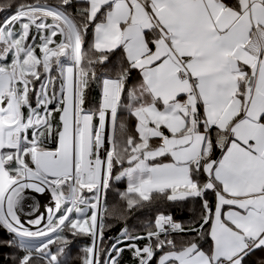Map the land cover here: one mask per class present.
Segmentation results:
<instances>
[{
    "label": "snow or ice",
    "instance_id": "obj_1",
    "mask_svg": "<svg viewBox=\"0 0 264 264\" xmlns=\"http://www.w3.org/2000/svg\"><path fill=\"white\" fill-rule=\"evenodd\" d=\"M0 264H264V0L0 2Z\"/></svg>",
    "mask_w": 264,
    "mask_h": 264
},
{
    "label": "trees",
    "instance_id": "obj_2",
    "mask_svg": "<svg viewBox=\"0 0 264 264\" xmlns=\"http://www.w3.org/2000/svg\"><path fill=\"white\" fill-rule=\"evenodd\" d=\"M0 2H3V0H0Z\"/></svg>",
    "mask_w": 264,
    "mask_h": 264
}]
</instances>
